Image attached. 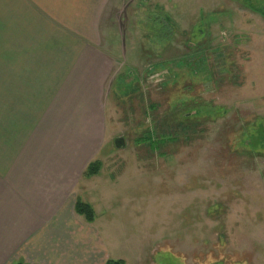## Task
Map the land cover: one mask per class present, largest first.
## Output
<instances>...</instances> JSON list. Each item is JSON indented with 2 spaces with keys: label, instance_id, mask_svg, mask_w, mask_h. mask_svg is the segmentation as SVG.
<instances>
[{
  "label": "rangeland",
  "instance_id": "rangeland-1",
  "mask_svg": "<svg viewBox=\"0 0 264 264\" xmlns=\"http://www.w3.org/2000/svg\"><path fill=\"white\" fill-rule=\"evenodd\" d=\"M107 6L106 140L83 224L124 264H264V0Z\"/></svg>",
  "mask_w": 264,
  "mask_h": 264
},
{
  "label": "crops",
  "instance_id": "crops-1",
  "mask_svg": "<svg viewBox=\"0 0 264 264\" xmlns=\"http://www.w3.org/2000/svg\"><path fill=\"white\" fill-rule=\"evenodd\" d=\"M107 5L0 0V264L111 260L74 212L106 140Z\"/></svg>",
  "mask_w": 264,
  "mask_h": 264
},
{
  "label": "trees",
  "instance_id": "trees-1",
  "mask_svg": "<svg viewBox=\"0 0 264 264\" xmlns=\"http://www.w3.org/2000/svg\"><path fill=\"white\" fill-rule=\"evenodd\" d=\"M152 137H148L146 139H148V143L150 145H154L153 147H155V144H157V142H154L152 139ZM101 169V164L98 160L91 162L85 169L82 177L83 178H90L92 176H95L98 174V172ZM74 212L76 215L83 217V219L87 222V223H92L95 219V213L93 208L88 204V203H84L80 200H76L75 204H74ZM12 264H23L20 262H16V263H12ZM106 264H124L123 261L118 260V261H114V260H109L107 261Z\"/></svg>",
  "mask_w": 264,
  "mask_h": 264
},
{
  "label": "water",
  "instance_id": "water-1",
  "mask_svg": "<svg viewBox=\"0 0 264 264\" xmlns=\"http://www.w3.org/2000/svg\"><path fill=\"white\" fill-rule=\"evenodd\" d=\"M114 144L117 148L121 147L123 145L122 139H116Z\"/></svg>",
  "mask_w": 264,
  "mask_h": 264
}]
</instances>
